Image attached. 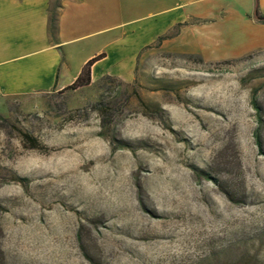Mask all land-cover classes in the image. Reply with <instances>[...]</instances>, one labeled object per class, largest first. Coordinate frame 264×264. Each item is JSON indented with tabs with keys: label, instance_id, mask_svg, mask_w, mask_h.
Here are the masks:
<instances>
[{
	"label": "rangeland",
	"instance_id": "obj_1",
	"mask_svg": "<svg viewBox=\"0 0 264 264\" xmlns=\"http://www.w3.org/2000/svg\"><path fill=\"white\" fill-rule=\"evenodd\" d=\"M147 1H103L124 73L160 32ZM181 24L129 82L0 98V264H264L261 39Z\"/></svg>",
	"mask_w": 264,
	"mask_h": 264
},
{
	"label": "crops",
	"instance_id": "obj_2",
	"mask_svg": "<svg viewBox=\"0 0 264 264\" xmlns=\"http://www.w3.org/2000/svg\"><path fill=\"white\" fill-rule=\"evenodd\" d=\"M50 1L0 0V98L63 90L73 84L91 59L97 60L90 67L89 85L103 76L129 82L141 49L172 26L183 23L187 16L211 25L238 22L250 38L260 37L258 45L264 48V25L251 18L253 0H152L142 5L162 7L146 14L162 16L158 22L160 32L139 46L131 56L129 72L124 73L116 68L120 61L111 63L117 40L110 41L107 50H101V8L105 0H61L54 39L48 32ZM258 6L264 15V0H258ZM170 13L174 16L166 19ZM106 63L111 65L101 70Z\"/></svg>",
	"mask_w": 264,
	"mask_h": 264
},
{
	"label": "trees",
	"instance_id": "obj_3",
	"mask_svg": "<svg viewBox=\"0 0 264 264\" xmlns=\"http://www.w3.org/2000/svg\"><path fill=\"white\" fill-rule=\"evenodd\" d=\"M253 5H254L253 6V14H252L251 18H253L255 21H257L259 24L264 25V15L259 10L258 0H253ZM60 9H61V0H51L50 1L49 9H48V32H49V35H50L51 39H54V36H55V34L57 32L58 15H59V10ZM182 26H183V24H177L176 28L182 27ZM173 36H176V34L175 35H168L167 34V35L159 36V37H157V39L155 41V44L148 45V46L142 48L141 51L143 49L151 48L153 46L157 48V47L160 46V44L163 41H165L167 39H170ZM141 51L139 52V54L141 53ZM139 54L137 56L135 64H137V62H138ZM102 56L103 55L101 54V58H102ZM96 60L97 59L89 60L83 66L79 76L76 78V80L73 82V84L70 85L67 88L75 90V89H78V88H81V87L88 86L89 83H90V67ZM135 72H136V66L134 67V70H133L134 78H135V75H136ZM103 80L112 82V81L115 80V78H113L111 76H104ZM251 105L253 106L255 112L257 113V115H259V107H258V104L256 102V99H255L254 95L252 96V99H251ZM98 111L101 112V116H103L104 114H105V116L107 115V112H106V109L104 108V106H103V108H101V110L99 109ZM101 136H104V135H102V133H101ZM23 137L27 140V142H29L30 149H38L39 145H38V143H37V141L35 139H33L32 137H30L27 134H24ZM254 139H255L256 145L258 146L259 150L261 151V145H260L258 129H256L255 132H254ZM123 146L124 145H119V148L120 147L124 148ZM15 180L16 181H20V182H24L25 181V179L18 178V177H15Z\"/></svg>",
	"mask_w": 264,
	"mask_h": 264
}]
</instances>
